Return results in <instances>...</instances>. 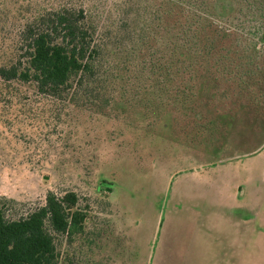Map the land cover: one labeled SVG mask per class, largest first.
<instances>
[{"label": "rangeland", "instance_id": "374dc122", "mask_svg": "<svg viewBox=\"0 0 264 264\" xmlns=\"http://www.w3.org/2000/svg\"><path fill=\"white\" fill-rule=\"evenodd\" d=\"M71 3L110 29L107 65L135 45L133 12L144 16L154 1L0 0V56L27 20ZM214 23L211 67L190 80L195 99L186 104L146 101L156 96L151 69L104 84L106 100L93 93L71 105L22 88L27 105L0 116L8 215L42 205L49 191L73 190L89 213L82 236L60 247L69 264H264V43L249 48ZM187 77L170 91H183Z\"/></svg>", "mask_w": 264, "mask_h": 264}, {"label": "trees", "instance_id": "16d2710c", "mask_svg": "<svg viewBox=\"0 0 264 264\" xmlns=\"http://www.w3.org/2000/svg\"><path fill=\"white\" fill-rule=\"evenodd\" d=\"M152 1L143 4L144 16H137L139 9L133 12L135 45L107 65L105 58L115 51L105 43L111 31L100 30L92 9L71 3L27 20L8 54L0 56V116L12 115L6 111L13 104L27 105L29 94H23L22 88H32L34 96L45 100L71 105L93 93L92 97L101 95L106 100L101 94L104 84H124L149 69L150 91L156 96L145 97L146 101L186 104L195 99L190 94L195 83L190 80L200 78L204 65L211 67L215 21L249 40V48L264 43V0ZM133 54L137 58L131 64ZM180 73L188 76L185 88L172 92L169 86ZM7 202L0 199V264H69L60 247L82 236L89 213L87 206H80L78 194L49 191L42 205L16 217L8 215Z\"/></svg>", "mask_w": 264, "mask_h": 264}]
</instances>
